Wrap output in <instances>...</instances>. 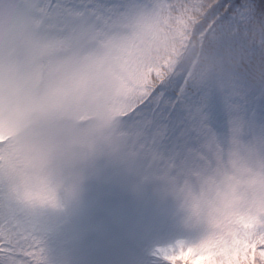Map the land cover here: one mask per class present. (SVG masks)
Listing matches in <instances>:
<instances>
[{
  "label": "snow or ice",
  "instance_id": "obj_1",
  "mask_svg": "<svg viewBox=\"0 0 264 264\" xmlns=\"http://www.w3.org/2000/svg\"><path fill=\"white\" fill-rule=\"evenodd\" d=\"M22 18L58 34L137 21L159 42L134 79L107 69L123 90L110 143L97 153L181 201L237 164L264 188V0H0V35ZM5 145L0 138V156ZM16 191L0 177V264H42ZM23 199L57 206L38 176L25 177ZM212 223L197 245L159 250L164 264H264V199Z\"/></svg>",
  "mask_w": 264,
  "mask_h": 264
},
{
  "label": "rangeland",
  "instance_id": "obj_2",
  "mask_svg": "<svg viewBox=\"0 0 264 264\" xmlns=\"http://www.w3.org/2000/svg\"><path fill=\"white\" fill-rule=\"evenodd\" d=\"M106 29L87 25L58 34L22 18L0 35L4 153L14 161L10 170L20 169L22 185L38 176L55 189L51 208L66 230L61 260L45 264H136L152 230H178L189 219L199 224L224 213L235 201L256 206L264 199V188L240 164L228 168L230 177L181 201L112 154L97 153L110 143L123 90L107 69L119 65L124 75L128 56L122 37Z\"/></svg>",
  "mask_w": 264,
  "mask_h": 264
},
{
  "label": "trees",
  "instance_id": "obj_3",
  "mask_svg": "<svg viewBox=\"0 0 264 264\" xmlns=\"http://www.w3.org/2000/svg\"><path fill=\"white\" fill-rule=\"evenodd\" d=\"M120 22L124 25L110 22L107 24V28L113 36L122 37L121 41L125 44L123 50L126 55L127 52L129 54L125 58V76L131 80L138 75V66L155 59L160 54V45L158 41L143 34L137 21H130L131 23ZM120 26H126L130 33H120L118 31ZM121 85L123 86V83ZM119 100L116 104L117 108L119 107ZM8 155L9 153L6 156L3 152L2 156H0V177L3 179L6 192L11 191L13 188L17 190L13 193L16 205L20 213L25 216L28 226L40 241L42 264L62 258V253L67 246V236L60 217L54 215L52 208L47 205H34L23 199L24 185L20 183L21 171L18 167L17 170H10L11 167L8 165L10 158ZM253 208L251 205H244L242 202L236 201L225 209L224 213L215 214L210 220L198 224V227L185 225L184 228H179L178 230H152L150 232L151 235L146 239V243L139 247L140 254L134 255L136 264H164V261L160 258L159 250L175 248L178 244H183L186 247L195 246L202 239L204 228L211 229L213 227L212 222L214 219L221 217L230 219L234 213L249 211ZM154 253L156 255L150 259V256Z\"/></svg>",
  "mask_w": 264,
  "mask_h": 264
}]
</instances>
